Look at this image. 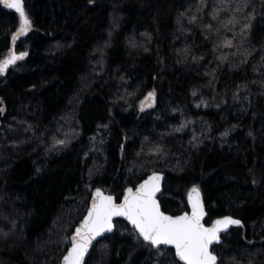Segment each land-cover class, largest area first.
<instances>
[{
    "label": "trees",
    "instance_id": "16d2710c",
    "mask_svg": "<svg viewBox=\"0 0 264 264\" xmlns=\"http://www.w3.org/2000/svg\"><path fill=\"white\" fill-rule=\"evenodd\" d=\"M24 6L28 57L0 81V264H61L94 189L119 202L154 172L165 213L198 187L207 225L243 222L219 264H264V0ZM19 27L0 7V63ZM161 251L117 220L86 264H183Z\"/></svg>",
    "mask_w": 264,
    "mask_h": 264
},
{
    "label": "snow or ice",
    "instance_id": "6c2138e0",
    "mask_svg": "<svg viewBox=\"0 0 264 264\" xmlns=\"http://www.w3.org/2000/svg\"><path fill=\"white\" fill-rule=\"evenodd\" d=\"M0 3L19 14L20 27L13 36V41L27 35L32 29V21L25 10L24 0H0ZM246 27H250V24ZM226 46L231 47V41H228ZM25 56L26 52L20 55L13 52L8 59L0 63V74H5L10 65L23 60ZM154 99L155 94L149 93L146 101L141 104V110L145 105L152 107ZM2 111L0 108V112ZM162 179L161 175L154 172L135 191L128 188L122 203H117L115 197L96 189L95 198L86 217L80 227L76 228L75 235L70 238V251L63 256V264H84V257L88 254L92 242L113 230L114 217L126 218L139 237L154 246L161 255V246H170L174 249V256L183 264H218V256L213 253L212 245L220 242L221 232L227 231L229 226L241 225V221L225 217L216 220L213 226L206 227L203 223L206 215L204 203L200 190L196 187L189 194L191 214H165L157 200Z\"/></svg>",
    "mask_w": 264,
    "mask_h": 264
},
{
    "label": "water",
    "instance_id": "95a60500",
    "mask_svg": "<svg viewBox=\"0 0 264 264\" xmlns=\"http://www.w3.org/2000/svg\"><path fill=\"white\" fill-rule=\"evenodd\" d=\"M0 7H1L3 10H5V11L16 13L14 9H9V8L5 7L3 3H0ZM17 14H18V13H17ZM18 31H19V30H18ZM18 31H17V32H18ZM15 35H16V34H15ZM15 35H14V36H15ZM24 36H25V35L18 37L15 41H13V39H12V41H11V45H10V49H9V54H8V56H7L4 60L8 59L9 56H10L13 52H15L16 55H20L21 53H24V52H20V51H18V48H19V46L21 45ZM27 57H28V53H27V56L24 57V59L27 58ZM24 59H23V60H24ZM4 60H3V61H4ZM23 60H18L14 65H10V66L8 67L7 72H6L5 74H0V81L3 80V79H4V78L10 73V71L13 70V69H14V68H15L20 62H22ZM3 61H2V62H3ZM2 62H1V63H2ZM145 101H146V99L144 100V102H145ZM154 105H155V99H154V103H153L152 107H153ZM152 107H147V106L145 105V107H144V109H143L142 111H144V110H146V109H149V108H152ZM2 126H3V123H2V121H1V119H0V130L2 129ZM155 173H157V174H159V175H161V176L163 177V179H162L161 182H160V184H161L160 191L157 193V200L159 201L160 206H161V210L163 211V209H162V205H161V201H160V197H161V196L163 195V193H164V185H165L166 175L163 174V173H159V172H155ZM152 174H153V173H152ZM152 174H150L149 176H151ZM149 176H148V177H149ZM148 177H147V178H148ZM147 178H145L144 180H146ZM144 180H143L141 183H143ZM141 183H139L136 187H129V188H132L133 191H135V190L139 187V185H140ZM196 188H198V187H196ZM96 189H100L105 195H109V194H107V193H106L103 189H101V188H96ZM96 189H94L93 192H92V195H91V199H90V202H89V207H88V209L91 207V203H92L93 199L95 198V191H96ZM127 189H128V188H127ZM127 189L124 191V194H123L121 200H120L119 202L116 200L117 203H122V202H123V197L127 194ZM192 189H193V188H192ZM192 189H191V190H192ZM198 189H199V188H198ZM191 190L189 191V193H188V195H187V203H188L189 211H185V212H183V213H181V214H179V215H182V214H184V213L191 214V203L189 202V194L191 193ZM199 190H200V189H199ZM200 195H201V199L203 200L204 208H205V213H206V215L204 216V219H203V223L205 224L206 227H211V226H213V224H214V222H215L216 220H218V219H223V218H225V217H232L233 219H238V218L233 217V216H231V215H226V216H222V217H219V218L214 219L213 222H212L210 225H207V224L205 223V220H206V218H207L208 211H207V207H206V204H205V201H204V197H203V193L201 192V190H200ZM111 196H113V197L116 198V196H114V195H111ZM87 211H88V210H87ZM165 214H167V213H165ZM86 215H87V213L85 214V216L83 217V219L86 217ZM167 215H170V214H167ZM179 215H176V216H179ZM172 216H173V215H172ZM83 219L81 220V222L79 223V225H78L76 228L80 227V225H81L82 222H83ZM117 220H123V221H125V222H126L131 228L134 229V227L131 225V223H130L126 218H124V217H114V218H113V226H114V227H113V230H112L111 232H106V233H104L102 236L97 237V238L92 242V245H91V247L89 248L88 254L84 257V264H86V262H87L89 256L91 255L93 249L95 248L96 244H97L101 239H103V238H105V237H107V236H109V235H113V234H115V232H116V221H117ZM238 220H240V219H238ZM240 221H241V220H240ZM242 226H243V222L241 221V225H232V226H229V228L227 229V231L221 232V233H220V242H219V243H214V244L212 245V251H213V249L215 248V246H217V245H221V244L224 242V236H226L227 234H229V233L232 231V229L237 228V227H242ZM76 228L74 229V232H73V234H72L71 236H74V235H75V230H76ZM134 230H135V229H134ZM135 232H136V230H135ZM136 233H137V232H136ZM137 235H138V233H137ZM138 236H139V235H138ZM140 238L142 239V237H140ZM142 240H143V239H142ZM144 242H145V241H144ZM70 245H71V239H70ZM70 245H69V248H68V250L66 251L65 255L67 254L68 251H70ZM151 246H152V245H151ZM152 247H154V246H152ZM154 248H155V247H154ZM167 248H168V249H172L170 246H161V249H167ZM155 249H156V248H155ZM173 250H174V249H173ZM213 253H214L215 255H217L214 251H213ZM65 255H64V256H65ZM217 256H218V255H217ZM176 259L178 260V257H176ZM181 263H183V262H181ZM219 263H220V258H219V256H218V264H219ZM61 264H63V258H62V260H61Z\"/></svg>",
    "mask_w": 264,
    "mask_h": 264
}]
</instances>
